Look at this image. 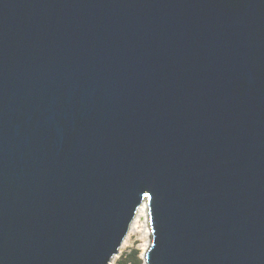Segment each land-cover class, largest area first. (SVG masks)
Segmentation results:
<instances>
[{
  "label": "water",
  "instance_id": "water-1",
  "mask_svg": "<svg viewBox=\"0 0 264 264\" xmlns=\"http://www.w3.org/2000/svg\"><path fill=\"white\" fill-rule=\"evenodd\" d=\"M264 264V0H0V264Z\"/></svg>",
  "mask_w": 264,
  "mask_h": 264
},
{
  "label": "rangeland",
  "instance_id": "rangeland-1",
  "mask_svg": "<svg viewBox=\"0 0 264 264\" xmlns=\"http://www.w3.org/2000/svg\"><path fill=\"white\" fill-rule=\"evenodd\" d=\"M124 241L125 244L122 248L120 247L119 253L114 256V261L112 260L111 264H144V237L142 232L130 227Z\"/></svg>",
  "mask_w": 264,
  "mask_h": 264
},
{
  "label": "bare ground",
  "instance_id": "bare-ground-1",
  "mask_svg": "<svg viewBox=\"0 0 264 264\" xmlns=\"http://www.w3.org/2000/svg\"><path fill=\"white\" fill-rule=\"evenodd\" d=\"M135 216L136 217L133 219V224L130 227L133 229H137V230L142 232V236L144 237V241H143L144 242V247H143V249H144V252H143L144 264H149L148 260L146 258V252L149 249L150 244H151L152 229H151V224H150L149 205L147 204L146 201L143 202L139 206ZM124 244H125V241L123 240L120 247L122 248V246ZM119 250H120V248H119Z\"/></svg>",
  "mask_w": 264,
  "mask_h": 264
}]
</instances>
